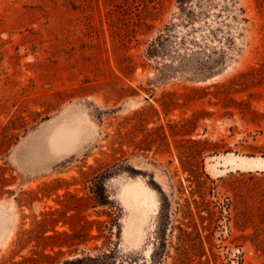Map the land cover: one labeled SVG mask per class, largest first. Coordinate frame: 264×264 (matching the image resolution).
I'll return each instance as SVG.
<instances>
[{"label": "rangeland", "instance_id": "374dc122", "mask_svg": "<svg viewBox=\"0 0 264 264\" xmlns=\"http://www.w3.org/2000/svg\"><path fill=\"white\" fill-rule=\"evenodd\" d=\"M230 153L264 157V0H0V264H264Z\"/></svg>", "mask_w": 264, "mask_h": 264}, {"label": "bare ground", "instance_id": "6f19581e", "mask_svg": "<svg viewBox=\"0 0 264 264\" xmlns=\"http://www.w3.org/2000/svg\"><path fill=\"white\" fill-rule=\"evenodd\" d=\"M221 157L224 159H226V161H231V162H236L237 166L239 168H244V169H248V170H257V169H263L264 170V157H255V158H248V157H245V156H240V155H235V154H225V155H221ZM234 164V163H233ZM234 167V166H233ZM143 189V188H141ZM131 192V195L135 196V198L137 199L138 198V194L140 192L139 195H141L143 192L142 190H139L137 188H132L130 189ZM146 205H149L150 208L153 206V205H150V202L149 201H146L145 202Z\"/></svg>", "mask_w": 264, "mask_h": 264}, {"label": "trees", "instance_id": "16d2710c", "mask_svg": "<svg viewBox=\"0 0 264 264\" xmlns=\"http://www.w3.org/2000/svg\"><path fill=\"white\" fill-rule=\"evenodd\" d=\"M203 172V171H202ZM200 172V173H202ZM22 243V239H19L18 241V244L20 245ZM44 258V260L47 262V264H53V263H50V261L52 260V255H49V254H44L42 256ZM88 259H91V257H87ZM26 260H29V261H33V264H44L43 261H37L36 259L34 260L32 257H28L26 258ZM66 262H76V263H81L83 261H85V257H77L76 259H71V260H65ZM8 264H22V262H17V261H13V262H10Z\"/></svg>", "mask_w": 264, "mask_h": 264}]
</instances>
